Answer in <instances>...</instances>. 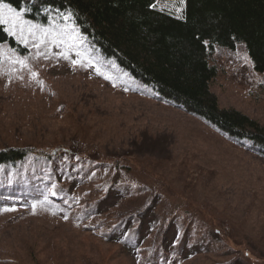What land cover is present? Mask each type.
I'll use <instances>...</instances> for the list:
<instances>
[{
	"label": "rangeland",
	"instance_id": "374dc122",
	"mask_svg": "<svg viewBox=\"0 0 264 264\" xmlns=\"http://www.w3.org/2000/svg\"><path fill=\"white\" fill-rule=\"evenodd\" d=\"M156 7L182 17L185 0ZM60 14H24L38 26L14 36L24 54L0 44V149L30 152L24 170L0 169L1 187L19 189L0 195V264H264V150L168 103ZM210 61L220 107L264 127V75L246 45ZM59 149L73 157L42 199L34 165Z\"/></svg>",
	"mask_w": 264,
	"mask_h": 264
},
{
	"label": "trees",
	"instance_id": "16d2710c",
	"mask_svg": "<svg viewBox=\"0 0 264 264\" xmlns=\"http://www.w3.org/2000/svg\"><path fill=\"white\" fill-rule=\"evenodd\" d=\"M5 3L18 10L27 9L26 17L43 23L54 12L61 15L69 11L85 39L134 78L156 88L168 103L191 110L225 134L250 141L264 150L263 126L239 110L220 107L211 91L217 67L210 61L217 46L236 50L243 43L255 70L264 75V0H185L182 17L152 7L156 0H5ZM43 7L50 10L49 14H42ZM5 42L17 52L25 53V48L0 25V44ZM59 152L39 155V162L34 165L46 181L41 189L42 199L53 181L62 183L66 174L64 161L73 157ZM29 153L25 147L0 149V169L5 165L8 169H21L18 164L26 162ZM79 166L74 174L76 182L86 177L82 165ZM1 185L2 196L19 191L18 185L9 189ZM18 200L30 201L24 197ZM121 226L124 227V222ZM122 227L113 231L117 240ZM126 246L131 248L129 244Z\"/></svg>",
	"mask_w": 264,
	"mask_h": 264
},
{
	"label": "snow or ice",
	"instance_id": "6c2138e0",
	"mask_svg": "<svg viewBox=\"0 0 264 264\" xmlns=\"http://www.w3.org/2000/svg\"><path fill=\"white\" fill-rule=\"evenodd\" d=\"M183 3V0H181ZM155 7L156 5H151ZM27 9H16L11 7L9 4L5 3V0H0V25L6 26V30L13 36H19L21 40L24 39L25 33L28 32L32 36H35L36 33L33 29H36L38 26L32 24L30 21L24 19V14ZM179 11V10H178ZM45 35L49 34L47 30H42ZM11 63L19 64L21 67H27L24 60L15 58L11 59ZM75 63V61H73ZM35 76V73H32ZM108 79V77H105ZM55 194V193H53ZM36 204L32 205V208L35 209ZM8 211V209H5Z\"/></svg>",
	"mask_w": 264,
	"mask_h": 264
}]
</instances>
